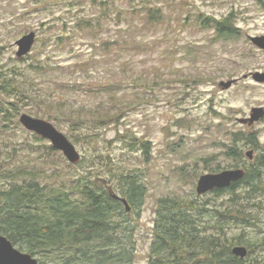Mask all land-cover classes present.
<instances>
[{
    "label": "rangeland",
    "instance_id": "rangeland-1",
    "mask_svg": "<svg viewBox=\"0 0 264 264\" xmlns=\"http://www.w3.org/2000/svg\"><path fill=\"white\" fill-rule=\"evenodd\" d=\"M56 1L38 5L34 0H0V70L17 64L28 75L21 79L33 91L60 100L53 108L59 119H48V107L38 106L40 101L23 104L22 112L51 121L76 145L86 163L102 161L98 168H105V163L113 166L123 161L124 166L141 171L148 192L127 225L135 226L133 264H149L161 197L179 196L202 207L210 204L208 210L222 207L229 202V191L198 195L199 177L215 173L212 169L218 165L219 171L248 166L251 160L246 153L251 149L255 158L264 154V118L251 126L237 120L249 117L254 107H264V82L251 75L244 77L264 72V50L250 39L264 35V0H145L136 4L138 8L143 4L159 8L160 17L155 21L144 19L139 12L136 20H131L132 6L121 2L128 18H123L122 25L113 22L114 27L98 39L96 34L80 31L77 22L94 15L93 0H84V6L72 9L53 5ZM230 14L238 37L216 39L215 29L204 21ZM31 31L37 33L33 49L23 61H16L15 42ZM127 31L130 36L126 37ZM114 39L122 40L123 45ZM30 64L41 65L42 72H34ZM237 78L229 89L219 86L221 81ZM115 83L121 85V91L109 86ZM117 99L130 101L133 107L119 123L112 122L107 128H89L86 113H81L82 118L72 115L78 113L76 109L113 108ZM8 124L0 129L1 154L9 151L14 161H6L5 166L35 169L50 185H60L80 171L81 167H69L72 164L62 152L51 149L49 140L21 123L19 127L14 122ZM127 130L150 141L152 151L148 154L131 148L130 140L123 136ZM232 131L258 137V145L238 143L245 154L242 160H231L225 154ZM12 146L17 147L16 153ZM5 185L4 181L0 187ZM258 203L255 211L261 228L251 226L247 231L252 239L264 241V194ZM208 218L215 223L218 217ZM236 222H223L229 224V234L242 233Z\"/></svg>",
    "mask_w": 264,
    "mask_h": 264
},
{
    "label": "trees",
    "instance_id": "trees-1",
    "mask_svg": "<svg viewBox=\"0 0 264 264\" xmlns=\"http://www.w3.org/2000/svg\"><path fill=\"white\" fill-rule=\"evenodd\" d=\"M140 1L145 3V0H93L96 11L89 18L77 20L80 31L96 34L98 39L102 33L114 27L113 22L122 25L123 18H128V15L121 2L132 6L134 12L131 20H136L137 12L149 21L160 17L157 7L143 4L138 8L136 4ZM34 2L39 5L48 0ZM63 4L72 9L86 3L84 0H59L53 5ZM110 11H114L112 15ZM204 24L215 29L218 40L230 41L238 37L232 14L222 19L209 18ZM129 31L126 37L130 36ZM114 40L123 45L122 40ZM104 45L108 46L109 41ZM29 55L18 57L16 61H23ZM17 66L0 70V129L8 128L9 122L19 127L18 117L25 108L23 104H37L38 101V106L42 105L40 107L47 105L48 119H59L53 108L60 100L38 95L37 91L32 90L33 87L30 88L21 79L28 75ZM40 67L30 64L34 72H42ZM109 86L116 91L122 90L117 83ZM28 98H32L31 102L26 101ZM116 102L117 105L110 109H76L74 112L79 110L78 113L72 115L77 114L82 118L81 113H86L89 128H107L112 122L119 123L133 107L130 101L117 99ZM126 132L123 136L130 140L131 148H140L148 154L152 151L150 141L137 137L129 130ZM74 137L78 140L77 136ZM245 141L258 145L255 134L245 136L243 131H232L229 136L231 145H226V156L236 161L244 159V150L238 143ZM1 142L0 138V185L4 181L6 185L0 187V234L36 256L39 264H133L137 242L132 233L135 226L127 224L131 220L129 217L142 206L148 192L141 171L124 166L123 161H116L112 163L113 166L105 163V168H98L102 161L91 164L82 157L76 166L68 165L81 167L78 173L72 174L60 185L45 184L35 169L17 164L14 168L5 166L4 163L14 161V157L9 151L1 154ZM16 148L12 146L11 151H16ZM51 149L56 151L53 146ZM245 167L246 174L242 179L226 189L215 191H229L231 194L229 202L222 207L208 210L210 204L202 207L196 201L179 196H166L158 200L149 264H264V241L252 239L247 231L251 226H259L255 208L264 194V154ZM219 168L220 165L212 170L217 172ZM111 189L127 199L132 207L130 213L125 211L121 201L112 197ZM211 215L218 217L215 223L211 218L206 220ZM230 219L237 220L242 233H228L229 224L224 226L223 222L227 223ZM236 245L248 248L245 258L234 255L232 250Z\"/></svg>",
    "mask_w": 264,
    "mask_h": 264
},
{
    "label": "water",
    "instance_id": "water-1",
    "mask_svg": "<svg viewBox=\"0 0 264 264\" xmlns=\"http://www.w3.org/2000/svg\"><path fill=\"white\" fill-rule=\"evenodd\" d=\"M37 38V33L31 31L22 35L15 45L18 47L17 56L23 57L32 51ZM251 41L260 49L264 50V35L251 36ZM253 79L258 82H264V72H254L251 74ZM249 75H244L247 78ZM238 79H230L227 81H221L219 86L222 89L230 88ZM264 117V107H254L251 110L249 117H239L237 120L243 124L252 125L256 121ZM20 123L25 129L36 133L37 135L49 140L51 145L62 152L69 163L78 164L82 159L81 152L77 149L76 145L69 139V137L60 131L52 122L33 116L29 113H22L19 117ZM246 155L249 159L254 158V150L247 151ZM246 174V170L242 167L224 169L216 173L202 174L197 182L196 192L198 195L206 194L209 191L216 189H224L233 182L239 181ZM110 193L113 198L120 200L124 206L126 212L132 210L131 205L126 198L114 192L112 189ZM235 256L245 258L248 255V248L244 245H236L233 248ZM0 264H39L37 257L31 253L23 252L13 245L5 235L0 234Z\"/></svg>",
    "mask_w": 264,
    "mask_h": 264
},
{
    "label": "flooded vegetation",
    "instance_id": "flooded-vegetation-1",
    "mask_svg": "<svg viewBox=\"0 0 264 264\" xmlns=\"http://www.w3.org/2000/svg\"><path fill=\"white\" fill-rule=\"evenodd\" d=\"M264 118V117H263ZM263 118H261V119H263ZM248 126H251V125H248ZM14 243V242H13ZM15 244V243H14ZM15 246H17L18 247V245L17 244H15Z\"/></svg>",
    "mask_w": 264,
    "mask_h": 264
},
{
    "label": "bare ground",
    "instance_id": "bare-ground-1",
    "mask_svg": "<svg viewBox=\"0 0 264 264\" xmlns=\"http://www.w3.org/2000/svg\"><path fill=\"white\" fill-rule=\"evenodd\" d=\"M109 236V235H108Z\"/></svg>",
    "mask_w": 264,
    "mask_h": 264
}]
</instances>
